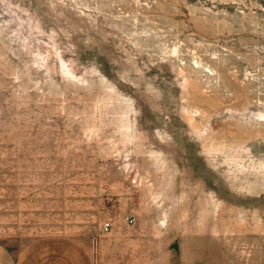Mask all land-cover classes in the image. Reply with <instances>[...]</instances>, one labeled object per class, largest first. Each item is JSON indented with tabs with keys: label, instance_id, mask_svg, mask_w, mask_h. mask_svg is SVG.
Returning <instances> with one entry per match:
<instances>
[{
	"label": "rangeland",
	"instance_id": "rangeland-1",
	"mask_svg": "<svg viewBox=\"0 0 264 264\" xmlns=\"http://www.w3.org/2000/svg\"><path fill=\"white\" fill-rule=\"evenodd\" d=\"M0 264H264V0H0Z\"/></svg>",
	"mask_w": 264,
	"mask_h": 264
},
{
	"label": "built area",
	"instance_id": "built-area-1",
	"mask_svg": "<svg viewBox=\"0 0 264 264\" xmlns=\"http://www.w3.org/2000/svg\"><path fill=\"white\" fill-rule=\"evenodd\" d=\"M110 227H111V223L110 222H107L103 225V230L105 232L109 231L110 230Z\"/></svg>",
	"mask_w": 264,
	"mask_h": 264
},
{
	"label": "bare ground",
	"instance_id": "bare-ground-1",
	"mask_svg": "<svg viewBox=\"0 0 264 264\" xmlns=\"http://www.w3.org/2000/svg\"><path fill=\"white\" fill-rule=\"evenodd\" d=\"M68 65V64H67Z\"/></svg>",
	"mask_w": 264,
	"mask_h": 264
}]
</instances>
